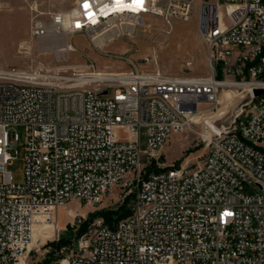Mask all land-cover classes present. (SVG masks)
Wrapping results in <instances>:
<instances>
[{
	"label": "built area",
	"instance_id": "2783aa9c",
	"mask_svg": "<svg viewBox=\"0 0 264 264\" xmlns=\"http://www.w3.org/2000/svg\"><path fill=\"white\" fill-rule=\"evenodd\" d=\"M170 2L190 12V1ZM84 3L72 0L48 21L33 19L32 37L83 35L95 47L94 38L133 36L147 17L163 13L159 0ZM203 36L205 77L134 68L93 79V64L71 74L0 66V264H25L36 224L57 225V210L72 202L98 205L107 196L120 204L129 199L128 215L112 226L99 216L83 230L73 224L72 243L57 250L59 258L264 264V0H217ZM224 90L250 99L228 128L209 136L202 163L147 172L171 135L205 114L200 104H222ZM17 126L25 131L22 183L8 169L17 159Z\"/></svg>",
	"mask_w": 264,
	"mask_h": 264
},
{
	"label": "rangeland",
	"instance_id": "374dc122",
	"mask_svg": "<svg viewBox=\"0 0 264 264\" xmlns=\"http://www.w3.org/2000/svg\"><path fill=\"white\" fill-rule=\"evenodd\" d=\"M187 1L191 2L187 16L182 14L180 5L170 0H159L162 15L147 17L146 25L136 27L133 36L120 37L101 49L95 48L83 35L69 39L64 37L65 42L69 41L76 50L58 53L57 45L63 41L62 37H32V21L35 18L50 20L53 14L68 10L72 0H0V66L26 70L40 67L71 74L73 70L85 71L83 66L93 64L94 73H104V76L128 73L137 68L141 72L159 70L172 76L205 77L209 74V66L208 46L203 32L208 23L209 10L217 0ZM235 94L237 100L242 99L241 95ZM224 104L223 92L222 104L216 110H210L208 104H200L198 108L206 110L205 114H208L218 111ZM236 106L233 104L225 114H234ZM205 121V118H201L191 123L185 131L171 135L160 157L153 161L149 169L162 170L172 166L194 169L199 166L209 149V137L202 133L203 130L209 131L210 123L201 128ZM15 130L18 142L11 152L17 155V159L8 169L15 183H22L25 131L22 126H17ZM13 135L10 132L12 142ZM141 145L142 148L146 147L144 129L141 132ZM120 205L115 198L107 196L98 205L72 202L65 209L57 210L54 220L57 225L38 224L36 247L29 251L25 264H44L46 256H52V253V264H59L65 257L59 258L58 249L53 250L51 244L63 239L69 240L67 245H70L75 235L73 224L79 229L83 225L77 224L78 217L90 221L98 217L99 212ZM76 215L78 217L74 218Z\"/></svg>",
	"mask_w": 264,
	"mask_h": 264
},
{
	"label": "bare ground",
	"instance_id": "6f19581e",
	"mask_svg": "<svg viewBox=\"0 0 264 264\" xmlns=\"http://www.w3.org/2000/svg\"><path fill=\"white\" fill-rule=\"evenodd\" d=\"M111 37L112 36H108V37H105V38H94L93 44L95 45V47L97 49H101V48H103L105 46L106 43H108L109 41L112 40ZM62 40L63 41L61 42V44L57 45V52L60 53V52L73 51V49L71 47L67 46L64 37H62ZM83 67H85V66H83ZM102 74H104V73H100L98 75L94 74L93 75V79H96V78L102 79V78H105V77H107L109 79H113L112 77L104 76ZM224 98L226 100V104H224L218 111H215L213 113L203 114V115H197V116H194V117L191 118V120L194 123L197 120L201 119V118H203V119L205 118L206 121L203 122V124L201 125V128H202L203 125H206V124L210 123L209 131L208 130L207 131L203 130L202 134L205 137H209L211 134L217 133L220 128L216 125V122H218L219 120H222V119L226 118L227 116H229L228 113H227L228 115L225 114V113L228 112V110L232 107L233 104L238 105V103L241 101V99L240 100L236 99V94H235V92L233 90H224ZM240 111L241 110H239V112L236 114V116L240 113ZM70 213H71V210H70ZM37 227H38V224H36L35 229H34L33 241L31 243L30 250L32 249V247H36V229H37ZM59 264H68V261L66 259H63Z\"/></svg>",
	"mask_w": 264,
	"mask_h": 264
},
{
	"label": "trees",
	"instance_id": "16d2710c",
	"mask_svg": "<svg viewBox=\"0 0 264 264\" xmlns=\"http://www.w3.org/2000/svg\"><path fill=\"white\" fill-rule=\"evenodd\" d=\"M150 170L152 169H148L147 172ZM128 203H129V199H126L124 203L118 206L117 208L103 210L98 213V216H101L108 225L112 226V223L115 220H118L128 215L129 213ZM88 222H89L88 220L83 221L82 222L83 225L80 230L85 229ZM69 242H70L69 240L61 239L60 241L56 243H52L51 246L53 247V250L59 249L60 247L67 245ZM53 260H54V255L52 253V256L51 255L46 256L44 264H52Z\"/></svg>",
	"mask_w": 264,
	"mask_h": 264
},
{
	"label": "water",
	"instance_id": "95a60500",
	"mask_svg": "<svg viewBox=\"0 0 264 264\" xmlns=\"http://www.w3.org/2000/svg\"><path fill=\"white\" fill-rule=\"evenodd\" d=\"M262 93L261 90H255L254 94L255 95H260ZM250 99V95L245 96L244 98L241 99V101L238 103L236 109H235V113L231 114L229 116H227L226 118L219 120L218 122H216V125L219 128H228L234 121L236 114L239 112V110H241V107L247 103Z\"/></svg>",
	"mask_w": 264,
	"mask_h": 264
},
{
	"label": "snow or ice",
	"instance_id": "6c2138e0",
	"mask_svg": "<svg viewBox=\"0 0 264 264\" xmlns=\"http://www.w3.org/2000/svg\"><path fill=\"white\" fill-rule=\"evenodd\" d=\"M118 2H119V0H118ZM133 2H135V3H142L143 0H133ZM83 6H84L85 8H88V7H89V5H88V3H87V0H85V3H84Z\"/></svg>",
	"mask_w": 264,
	"mask_h": 264
}]
</instances>
